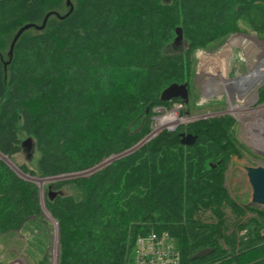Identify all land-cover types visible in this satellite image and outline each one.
<instances>
[{"label": "trees", "instance_id": "16d2710c", "mask_svg": "<svg viewBox=\"0 0 264 264\" xmlns=\"http://www.w3.org/2000/svg\"><path fill=\"white\" fill-rule=\"evenodd\" d=\"M71 3L67 16L68 0H0V152L15 159L32 138L36 168L18 166L41 178L84 172L132 149L157 107L185 104L161 95L173 84L190 91L196 52L219 48L242 24L264 37V0ZM50 13L60 17L24 32L11 59L18 31L42 26ZM179 28L187 48L171 51ZM181 133L196 144L184 146ZM236 148L228 120L199 121L164 130L88 177L53 184L45 206L59 224V264H128L138 238L153 232L176 240L182 264H264V225L244 220L264 212L239 206L226 187ZM67 185L82 196L62 195ZM40 218L38 187L0 159V236ZM207 249L210 256L192 260Z\"/></svg>", "mask_w": 264, "mask_h": 264}, {"label": "rangeland", "instance_id": "374dc122", "mask_svg": "<svg viewBox=\"0 0 264 264\" xmlns=\"http://www.w3.org/2000/svg\"><path fill=\"white\" fill-rule=\"evenodd\" d=\"M241 27L243 29L242 32L232 35L219 48L212 51L201 50L194 54L193 59L196 63L195 80L193 86L190 87L191 94L189 103H178V105L173 106L171 109L157 107L155 109L156 115L152 119L150 132L144 139L150 142L164 130L176 131L180 127L199 121L228 120L229 124L232 125V139L235 141L237 148L236 154L231 156L230 164L225 173L226 187L230 197L239 206L243 207L250 206L253 197V190L249 183L246 169L250 167L264 168V153L259 152L249 142L250 140L254 141L253 138H258L259 133H255V130H257L255 122L253 120L246 122L240 121L233 113H230V108L232 104L245 106L250 102H253L250 105L252 109L264 106V97H261L264 91V76L255 81L236 83L239 79L241 80L253 73L264 71V59H261L264 57V37L258 36V34L243 24ZM177 38L178 36L176 34L174 46H172L174 50L171 51L177 52L187 48L184 38L182 42L178 43L176 42ZM210 78L214 79L211 83ZM223 81L232 84H228L225 87ZM247 85L250 86L246 88ZM207 91L213 93V96L207 97ZM175 108L178 111H173ZM173 112L179 115L178 117L182 121L176 122L174 125L168 124L163 129L155 131L158 124L157 120L159 121L163 117L167 118ZM261 119L264 122V118ZM248 123L254 124V129L253 127H246ZM251 132L253 136L250 135ZM28 139L32 140L31 147L23 146L24 151L22 154L15 157V159L10 158L19 169L18 164H27L31 168H36L37 165L39 156L34 150L33 139L24 137L23 143ZM213 167L215 168V166ZM92 174L74 179H59L61 175L56 177L58 178L57 180L46 182L44 185L27 181L36 185L39 189L41 218L39 222L29 223L22 231L0 236V264H55V257L57 256H55V252L57 253V247L60 241L59 224L52 218L45 206L47 193L53 192V184L73 182ZM30 176L41 178L38 176ZM60 192L62 195L75 194L78 197L82 196L79 195L77 189L72 185H67ZM250 207L264 212V208L262 207ZM225 213L227 219H229V223L236 220L235 214L231 209H226ZM247 219H255L264 225V217L259 216L257 212L249 213L244 220ZM212 220L213 215L210 212H206L203 215V221L211 223ZM245 234V231L241 232V235ZM128 264H134L133 255Z\"/></svg>", "mask_w": 264, "mask_h": 264}, {"label": "water", "instance_id": "95a60500", "mask_svg": "<svg viewBox=\"0 0 264 264\" xmlns=\"http://www.w3.org/2000/svg\"><path fill=\"white\" fill-rule=\"evenodd\" d=\"M68 5L70 6V12L67 16H69L74 11V6L72 5L71 0H68ZM52 14H55V13H50L46 16L42 26H38L35 24H29V25L22 27L18 31V33L16 34V36L12 42V45H11V50H10V58L11 59L13 57L15 45L18 42L19 38L22 36V34L28 30H31V29L44 30L46 25H47L48 19ZM55 15L60 17L58 14H55ZM62 19H64V18H62ZM176 34L178 36L176 42L177 43L182 42V39H183L182 29H180V28L177 29ZM8 64L9 63H6V67ZM249 86L250 85H247L246 88H248ZM175 99H180L185 104L189 103L190 91H189V87H188L187 83L183 84V85L173 84V85L169 86L161 95V100L163 102H171ZM147 142L148 141H146L144 139L141 142H139L132 149L127 150V151H125L119 155H113L110 158L104 160L102 163H100L99 165L95 166L94 168H92L90 170H87L85 172H80V173H71V174H67V175H62L59 179H65V178L74 179V178H79V177H83L85 175L87 176L89 174L95 173L96 171L102 170L106 166L110 165L115 160L121 159L123 157H126V156L134 153L135 151H137L138 149L143 147L145 144H147ZM196 142H197L196 136H194L192 134H188V135L187 134H181V143L184 146H194L196 144ZM31 145H32L31 139H28L26 142L23 143V146H27L28 148L31 147ZM0 159L3 160L20 178L24 179L25 181H30V182L39 184L40 181L51 182V181H55L58 179L56 177L34 178L28 174H24L19 168H17V166L12 162V160L8 156L2 154L1 152H0ZM246 171H247V175L249 178V183H250L252 190H253V197H252V202H251L250 206H259V207L264 208V168L263 167H257V168L250 167V168H247ZM52 218L57 222V220L53 216H52ZM211 254H212L211 249L203 250L200 253H198L197 255H195L192 258V260L204 259V258L210 256ZM56 264H59V244L57 247Z\"/></svg>", "mask_w": 264, "mask_h": 264}, {"label": "built area", "instance_id": "2783aa9c", "mask_svg": "<svg viewBox=\"0 0 264 264\" xmlns=\"http://www.w3.org/2000/svg\"><path fill=\"white\" fill-rule=\"evenodd\" d=\"M132 255L134 264H182L177 242L167 232H153L139 237Z\"/></svg>", "mask_w": 264, "mask_h": 264}, {"label": "bare ground", "instance_id": "6f19581e", "mask_svg": "<svg viewBox=\"0 0 264 264\" xmlns=\"http://www.w3.org/2000/svg\"><path fill=\"white\" fill-rule=\"evenodd\" d=\"M261 59L263 60L264 57H262ZM262 76H264V71H261L259 73L256 72L255 74L253 73V74H251V75H249V76H247L245 78H242L241 80H239L236 83L255 81V80H257L258 78H260ZM212 80H214V79L210 78V83H211ZM223 84L226 87L228 84H232V83H230V82L225 83L224 82ZM210 86H211V84H210ZM212 87H213V85H212ZM207 93H208L207 97H212L213 96V93H211L209 91H207ZM252 104H253V102H250V103H248L245 106L233 105L232 104L231 108H230V113H233L242 122L252 121V120L255 122V125H257V130H255V133H257V134L259 133L258 134V138L256 137V139H255V138L252 137L254 139V141L250 140L249 142H250V144L252 146H255L256 149H258V151L264 153V122H262V119H261V118H264V106H261V107L256 108V109H252V108H250V105H252ZM169 117H170V119H168ZM180 121H182V120L179 119L178 115H176L173 112L167 118L163 117V119H159V121L157 120L158 124H157L156 131H159V130L163 129L168 124L174 125V123H176V122L178 123ZM246 127H249V128L253 127V129H254V124L248 123L246 125ZM248 134H250V133H248ZM250 135L253 136L252 132H251ZM39 183L41 185H44L46 182L40 181ZM56 255H57V253L55 252V256ZM56 257H55V264H56V260H57Z\"/></svg>", "mask_w": 264, "mask_h": 264}, {"label": "flooded vegetation", "instance_id": "af4514ba", "mask_svg": "<svg viewBox=\"0 0 264 264\" xmlns=\"http://www.w3.org/2000/svg\"><path fill=\"white\" fill-rule=\"evenodd\" d=\"M191 94V93H190Z\"/></svg>", "mask_w": 264, "mask_h": 264}]
</instances>
